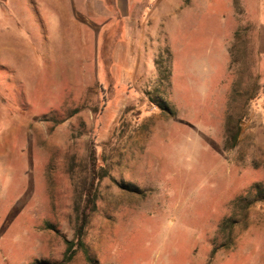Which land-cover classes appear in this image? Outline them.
Returning <instances> with one entry per match:
<instances>
[{"label":"rangeland","instance_id":"obj_1","mask_svg":"<svg viewBox=\"0 0 264 264\" xmlns=\"http://www.w3.org/2000/svg\"><path fill=\"white\" fill-rule=\"evenodd\" d=\"M24 1L0 16V264H59L87 190L64 264H264V0Z\"/></svg>","mask_w":264,"mask_h":264},{"label":"trees","instance_id":"obj_2","mask_svg":"<svg viewBox=\"0 0 264 264\" xmlns=\"http://www.w3.org/2000/svg\"><path fill=\"white\" fill-rule=\"evenodd\" d=\"M161 110L168 112V107L166 104L158 106ZM240 127L238 122L234 120L232 114H228L226 117V125H225V147L229 150L233 149L236 145L237 138L239 135ZM85 205L80 207L78 204L74 208L75 214V228H74V240L68 241L65 240V251L63 253L62 260L59 264H64L72 260L73 256L78 247H83L82 238L84 235V231L89 222V218L91 216V212L94 211V200L90 196V191L87 190L85 194ZM237 221L232 219H226L222 223V228L226 227L228 234L231 232V227ZM221 228V229H222ZM46 264V263H41Z\"/></svg>","mask_w":264,"mask_h":264},{"label":"crops","instance_id":"obj_3","mask_svg":"<svg viewBox=\"0 0 264 264\" xmlns=\"http://www.w3.org/2000/svg\"><path fill=\"white\" fill-rule=\"evenodd\" d=\"M16 1H21L22 4L19 6L15 5ZM75 0H35L39 8H45L47 13L55 15H66L74 12ZM19 8L33 9L30 1L25 2L24 0H0V11L1 15H11L15 14L14 11H18ZM14 9V10H13Z\"/></svg>","mask_w":264,"mask_h":264}]
</instances>
